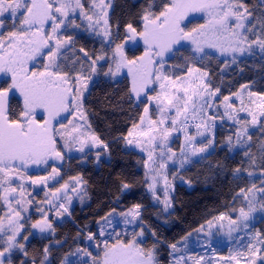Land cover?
I'll return each mask as SVG.
<instances>
[{
    "label": "snow or ice",
    "instance_id": "obj_1",
    "mask_svg": "<svg viewBox=\"0 0 264 264\" xmlns=\"http://www.w3.org/2000/svg\"><path fill=\"white\" fill-rule=\"evenodd\" d=\"M96 7L101 11L94 14L103 18V25L98 18L95 24L90 23L89 27L93 28L97 35L102 36V43L107 40V46L111 47L114 41L111 39L112 33L107 20V12L102 10L108 5L104 4V0H99ZM77 9L81 11L86 20L89 22L93 20V16L84 11L81 0H51V2L50 0H40L39 4L37 0H0V28L5 26V13H8L7 18L13 21V28L17 27L16 21L19 22V29L8 33L7 48L4 47V38L0 37V49H4L3 54L0 55V72L12 74L10 88L0 90V201L7 206V222L5 223V220L0 218V264H12V256L15 250L27 256L25 245L22 242L27 240V235H21V231L24 230V223H21L24 217L21 216V212L26 211L21 202L24 193L12 186L14 183L12 177L15 175L23 179L20 169L29 164L47 163L50 158L62 160V153L56 148V135H60L65 140V146H68L70 142L80 143V150L83 151V142L72 135L78 131L76 125L68 129L61 123L59 128L62 131L53 127V121H56L62 112H69L70 114L74 112L79 114L81 119H85L80 111L83 107L82 89H87V81L91 74L96 73L98 61L106 58L103 51L94 59L89 57L90 69L87 76L82 74L70 75V70H64L56 63L61 45L72 42L71 36L58 35V30L61 26L65 28L68 26L79 27L74 20L69 18V13L74 14ZM200 10L208 12L210 35L194 29L193 31L197 33L194 36L192 32H186L181 27V21L188 11ZM250 16L251 12L248 8L237 0H172V3L165 6L159 15L149 13L143 16L145 23L142 32L137 33V29L131 23L127 24L128 32L131 33L129 39L139 35L143 38L145 45L148 46V50L145 52V57H148L147 65L143 66L144 71L140 74L139 87L134 82L132 91L139 96L140 92L144 91L149 84L156 83L161 90L155 97L150 98L156 101L160 113L159 118L152 119L149 117L147 107L144 108V115L140 118V125H145V118L148 120L147 125L139 133L145 138V145H147L145 150L148 151L147 161L156 164V161L153 160L156 148L161 149V159H164L165 153L171 151L165 147L168 137L177 128L183 130L185 139L189 141V151L192 155L206 152L207 148L212 145L211 137L202 141V146L199 148H195L192 142L195 141L197 135H203L200 129L211 130L208 122L214 121L215 116H208L207 109L213 107L210 100L220 92V88L216 87L214 91H210L211 81L203 82V77L208 76L207 72L201 73L199 83L189 81L181 76L173 77L165 68V53L170 52L173 45L179 44L182 40H188L191 41L194 53H203L207 56L209 53L205 52V45L210 48L219 47L222 54H232L233 62L236 60L235 54L237 53L241 55L246 52L252 54L254 49H258L260 53L264 54V32L254 35V38L249 40L248 34L252 31L253 25L248 24L246 26V21ZM49 21L52 22L49 25L51 31L46 34L44 29ZM65 21L68 22L67 25H65ZM98 25L99 28H97ZM116 35L118 37L119 33L117 32ZM220 37L226 39V46L211 42L212 39ZM50 41H54V43L50 44ZM123 47V44L115 45L113 51L114 68L108 67L107 72H102L103 75L114 76L121 71L122 67L136 63L124 55ZM43 49H47V52L44 53ZM81 51L84 50L81 49ZM40 55H46L49 63L43 66V71L30 72L28 62L35 60ZM85 55L87 56V53ZM143 59L142 57L141 60ZM103 67L104 65H101V69ZM200 72L201 70L195 67L187 69L189 77L193 73ZM248 87V85H242L241 90ZM12 89H18L24 98L23 110L19 113V119H9L8 92ZM234 95L241 99V107L237 108L234 104L227 103L231 97L224 96L223 100L226 102L224 115L239 125L235 140L237 145L244 148L245 144L252 140L251 135L247 134L248 125L260 123L258 116L264 117V95L249 91L248 106L243 105L240 92L234 93ZM252 97H258L260 102L257 104L256 100L251 99ZM252 105H256V108H253ZM37 109H43L47 113L48 119L43 124L35 119ZM238 112H246L251 119L240 118L237 115ZM197 114H200L201 117L200 123L194 125L197 131L194 135H189L188 121L190 118L195 120ZM69 123L72 122L69 121ZM260 126L264 128V123H261ZM137 127L139 126H133L134 129ZM132 135L133 132H129V136ZM232 141L233 137H228V143L231 144ZM128 143L131 144L132 141L129 140ZM250 147L251 145L248 144V148ZM248 148H245V155L249 163L255 165V158L248 152ZM260 153V167L264 169V146L261 147ZM171 158V156H167V159ZM188 158V155L182 150L181 166ZM165 166L164 163H159L156 168L162 169ZM152 171L154 173L153 183L149 184L150 188H154L156 183V169H152ZM245 171L247 170L245 169ZM52 173L55 177L59 175V170L53 167ZM235 173H241V169H235ZM247 174L252 176V172ZM44 179L46 178H40L33 183H43ZM261 179L264 180V175L261 176ZM62 187L67 189L68 184L66 183ZM124 187L128 188L129 185L125 184ZM20 188L22 189V185ZM56 191L60 192L61 189ZM72 191H76V188L73 187ZM257 192L261 194L260 201H257ZM52 195L55 196V193ZM238 198L245 204L239 209H233L237 213L235 218L231 215L227 217L229 234L233 231H246L250 227V221L254 219L253 213L264 212V186L256 188V185L253 184L250 188H241ZM29 203L31 202L29 201ZM47 204L51 205L52 208H63L64 212L68 211L63 203L53 204L51 199L47 201ZM140 208L141 205L136 204L128 212L120 214L124 216V224L140 228L139 233L134 234L133 239L128 243L117 241L109 245L107 240L101 241L104 247L103 259L96 260L93 258L91 264H157L154 249L142 248L137 243L136 236L142 237L144 235L143 227L135 224L140 216ZM38 210L42 214L41 219L32 223L30 227L38 229L41 233L53 230L47 213L44 212L43 208L38 207ZM55 215L60 216L61 212L56 211ZM216 219L224 220L225 216L221 215ZM207 223L211 227L212 221L209 220ZM253 235L260 236V233ZM99 236H104V232L101 231ZM87 239L92 241L98 237L89 233ZM170 247L174 252L180 251L176 244H172ZM259 251L252 246L253 257L259 255ZM43 252L45 260H47L49 249L45 247ZM77 252L83 256L91 257L92 255L83 249H77ZM238 254L243 255L242 253ZM183 259L184 257L180 256L174 261V264H181ZM260 259L264 261V256H260ZM62 264H70L67 256L64 257ZM84 264H89V262L84 261ZM252 264H255L254 260Z\"/></svg>",
    "mask_w": 264,
    "mask_h": 264
},
{
    "label": "trees",
    "instance_id": "obj_2",
    "mask_svg": "<svg viewBox=\"0 0 264 264\" xmlns=\"http://www.w3.org/2000/svg\"><path fill=\"white\" fill-rule=\"evenodd\" d=\"M170 1L114 0L111 12L114 39H125L129 23L137 32H141L145 9L152 6L153 12L158 13ZM237 1L246 4L259 25L260 32H264V1ZM82 39L86 40V48L90 44L94 47L98 45L94 38L85 35L79 36L76 44L81 45ZM141 40L142 37L138 42ZM141 51L142 47L139 45L131 55H137ZM167 64L168 72L173 77L183 76L187 74V69L193 67L207 72L211 89L220 88L219 100L236 93L242 85H249L252 92L264 95V54L259 51L226 67V61L215 55L197 58L188 48L181 47L172 53ZM128 71L125 70L115 81L108 75L102 77L92 86L85 100L91 129L100 143L107 145L109 159H103L100 166H95L93 157L88 164H83L82 156H70L64 164V176L80 175L85 180L89 203L83 207L76 204L64 222L55 224L54 235L35 236L29 240L27 256L14 255V264H62L64 257L73 255L75 250H90L86 237L93 233L100 238L97 235L100 219L106 214L114 210L122 212L136 204L141 205L140 220L147 233L144 247L156 249L160 264H170L172 244L217 215L236 207L241 188L247 189L253 184L256 188L262 185L264 169L260 167V156H257L260 143L264 145V128L260 126L264 123V117L259 126L249 133L252 140L248 151L255 158V165L249 163L245 148L233 150L221 145L226 133L234 135L236 132L233 125L224 122L218 125L215 148L178 172L190 186L185 183L175 184L172 209L167 213L163 207L154 205L148 193L149 182L142 168L145 158L138 151L125 146V137L139 123L146 104L145 97L137 100L133 96ZM8 108L9 118L19 119L22 103L18 97L9 98ZM177 145L178 140L175 147ZM237 168L241 169V173H235ZM248 172H252V176H248ZM125 184L129 185L127 191H124ZM157 214L166 222L159 220ZM250 231L260 233L259 239L264 240V217ZM45 247L49 249L47 260L43 252ZM227 252L224 251L226 254ZM262 252L264 254V247ZM80 262L79 259L74 264ZM257 264H264V261L260 260Z\"/></svg>",
    "mask_w": 264,
    "mask_h": 264
},
{
    "label": "rangeland",
    "instance_id": "obj_3",
    "mask_svg": "<svg viewBox=\"0 0 264 264\" xmlns=\"http://www.w3.org/2000/svg\"><path fill=\"white\" fill-rule=\"evenodd\" d=\"M260 1H264V0H260ZM237 2L243 3L246 6V4L243 1H237ZM37 3L39 4L40 0H37ZM81 3H83L84 5V11L87 12L88 15L93 16V20L91 22L86 20L84 16L81 14V11L79 9H77L74 14L69 13V18L74 20L75 24L79 25V27L68 26L67 28H65L64 26H61V28L58 30V35L71 36L72 42L69 44L61 45L56 63L59 64L62 69L70 70V75L82 74L87 76L89 74V69H90L89 57L94 59L96 58V56L100 55L101 52L103 51L106 58L105 60L98 61L96 65L97 68L96 73L91 74L90 78L87 81V89L86 90L82 89L83 107L80 111L83 113L85 119H81V116L74 112L71 114L69 112H62L57 117V120L53 121V127L56 128L58 131H62V129L59 128V125L61 123L64 124L68 129H71L73 125H76L78 131L72 133V135L78 137L79 140L83 142V151L80 150L81 148L80 143L70 142L68 146H65V140L60 135H56L55 136L56 148L58 151L62 153L63 156L62 160L50 158L47 161V163L29 164L25 168L20 169L21 173L23 174V179H20L18 176L15 175L12 177L14 181L12 186L17 187L18 191L22 190L24 193V195L21 197V202L23 207L26 208V211L21 212V216L24 217V220H21V223H24V230L21 231V235H27V240L22 241L25 245V250L27 248L29 240H31L33 237L35 236L48 237L54 235L55 224L64 222L68 218L69 212H71V210L74 208L76 204H79L80 206L83 207L87 205L90 201L88 187L82 176L80 175L64 176L63 168L66 158L70 156H82V163L88 164L90 162V158L93 157V164L95 166H100V163L103 159L105 160L109 159V153L107 148L100 143L98 137L94 134V132L91 129L89 122V115L85 108V100L92 86L102 77L106 76L103 75L102 72H107L108 67L114 68L113 51L115 49V45L123 44L124 55L129 60L135 61L136 63L133 65H127L125 67H122L121 71L114 76L113 75H108V76L110 77L111 80L115 81L121 77V74L125 70L127 71V69L128 70L131 69L128 71L131 91L133 89L134 82L136 86L139 87L140 74L143 73L144 71L143 66L147 65V61H148V57H145V52L148 50V46L145 45L143 40H141L140 43L138 42V40L140 39L139 35H137L135 38L129 39L131 33L127 32V36L125 37L124 40L117 41L114 39V32L111 23V12L114 7V0H104V4L108 5V7L102 9L103 11L107 12V20L109 22L110 31L112 33L111 39L114 41L111 47L107 46V40H105L104 43H102V36L97 35L94 29L89 27V24L90 23L95 24V21L98 18L101 21V25H103V18L94 14V13H99L101 11V9L96 7V4L99 3V0H81ZM171 3L172 0L167 6H169ZM149 13L153 15H159L160 12L154 13L153 7L150 6L145 9L143 16ZM7 17H8V13H5L4 14L5 26L3 28H0V37L4 38L5 40V45H4L5 48H7V44H8L7 41L8 33L19 29V22L16 21L17 27L13 28L12 26L13 21L9 20ZM209 21H210V17L207 11L204 10L188 11L185 18L181 21V27L184 28L186 32H192L194 36L197 34L196 32L193 31L194 29L201 30L210 35L211 29H210ZM51 23L52 22L49 21L48 24L45 25L44 32L46 34L50 33L51 31L49 27ZM144 23L145 21L143 20L142 17L141 32L144 29ZM67 24L68 22L65 21V25ZM248 24L253 25L252 31L248 34L249 40H251L254 38V35L261 33L259 30V25L254 21V16L252 13L251 16L248 17L246 21V26ZM99 27L100 26L98 25L97 28ZM82 35L94 38L98 42L97 47H94V45L91 44L88 45L87 48L84 47V45L87 44L85 39H82L80 41L81 45H77L76 39ZM211 42L216 43L217 45H224V46H226L227 44V41L224 37H220L218 39H212ZM49 43L52 44L54 43V41H50ZM139 45L142 47V51L137 55H131V53ZM181 47L188 48L197 58H201L205 56L203 53L193 52L192 50L193 46L191 45V41L182 40L179 44L173 45L172 50L170 52L165 53V57H164L165 68L167 70H168V64H167L168 58L172 55V53L176 49ZM81 49H83L84 51H81ZM42 51L46 53L47 49H43ZM255 51H259V50L254 49L253 52ZM3 52L4 49H0V55H2ZM205 52L225 60L226 67H230L238 60L251 55L247 52L244 53L243 55L237 53L235 54L236 60L235 62H233L232 54L231 53L222 54L219 51V47L210 48L207 45H205ZM85 53H87V56L85 55ZM142 57L144 58L143 60H141ZM48 63L49 60L47 59L46 55L37 56L35 60L28 62V70L30 72L43 71L44 70L43 66L47 65ZM101 65H104L103 69H101ZM203 72L204 71L201 70L200 73H193V75L190 77L188 76V74H185L181 77L186 78L189 81H195L199 83L201 79V73ZM203 82L208 83V76L203 77ZM11 84H12V74L9 72H0V90L10 88ZM160 91L161 90L159 88L158 83L149 84L144 89V91L140 92L139 96H137L136 93L132 91L133 96L137 100L145 97L146 104L144 108L145 107L148 108V116L151 117L152 119H158L160 113L158 111L156 101L150 98L155 97ZM210 91H214V90L210 89ZM249 91L252 92L250 90V86L247 89L241 90L240 88L237 91L240 92V96L243 98L244 106L249 105V96H248ZM11 96H16L20 99L23 110L24 98L20 93V91L18 89L10 90L8 92V101ZM228 96L231 97V99L227 103L234 104L237 108L241 107L240 98H238L234 94ZM251 99L256 100L257 104L260 102L258 97H252ZM210 103L213 104V107L207 109V115L215 116L214 121L208 122L211 126V130L208 131L203 128L200 129L203 135H197L195 141L192 142L195 148H199L202 146L201 144L202 141H206L208 137H211L212 145L207 148L206 152L192 155L191 152L189 151V141L185 139L183 130L177 128V130L173 131L171 135L168 137V141L165 147L171 149V151L165 153L164 159H161V155H160L161 149L156 148L153 154V160L156 161V164H153L151 161H147L148 151L145 150V148L147 147V145H145V138L139 135L141 129L148 123L147 118H145V125H140V121H139V123L136 124L139 127L135 129L132 128L130 131L133 132V135L129 136L128 134L125 137V146L129 149L138 151L140 154L144 156L145 161L143 163L142 168L146 174L149 184L153 183L152 177L154 173L152 169H156L155 172L156 183L154 185V188H150L148 185V193L151 196V200L153 204L156 206L163 207L164 209H166L167 213L172 209V195L174 192L175 184L185 183L188 186H190V183L186 181L184 178H182L178 172H180L183 168L189 166L192 162L201 159L210 150L215 148L218 140L217 128L219 124L225 122L230 126L233 125L234 130L236 131L234 135H232L231 133H226L223 140L221 141V145L228 146L233 150L242 149L239 145L236 144V140H235L236 133L239 130V125H237L234 121L229 120L228 117L224 115L226 102L223 100V98L219 100V95L217 93L210 100ZM252 107L256 108V105H252ZM257 111H259V109H257ZM143 115H144V111L142 116ZM237 115L242 119H247V120L251 119V117H249L246 112H238ZM200 118H201L200 114H197V118L195 120H192L191 118L189 119L188 121L189 135H194L196 133L197 130L195 129L194 125L200 123ZM262 118L263 117L258 116L259 121H261ZM35 119L41 124H43V122L48 119L47 113L43 109H37L35 113ZM69 121H71L72 123L70 124ZM258 126L259 123L249 124L247 134L249 135V133L255 130ZM230 136L233 137V141L231 144L228 143V137ZM129 140L132 141L131 144L128 143ZM177 140H178V145L177 147H175ZM248 144H251V141L247 142L244 148H248ZM262 146L264 145L260 143L259 153ZM249 149L250 148H248V150ZM182 150L189 157L188 160L183 164V166H181L180 164V159L182 157ZM259 153L257 157L260 156ZM167 156H171L172 158L167 159ZM159 163H164L166 166L162 169H157L156 165ZM53 167L59 170V175H56L55 177H53V173H52ZM165 177L167 178L166 181H165ZM40 178H46V179H44L43 183L41 182L33 183V181H38ZM74 178H78V179L74 180ZM66 183L68 184V188L64 189L62 186ZM21 185H22V189L20 188ZM261 186H264V180ZM73 187L76 188V191H72ZM57 189H61V191L57 192L56 191ZM127 190H129V187L128 188L124 187V191ZM53 193H55V196L52 195ZM256 196H257V201H260L261 194L257 192ZM50 199L53 201V204L63 203L64 207L67 208L68 211L64 212L63 208H52L51 205L47 204V201ZM29 201L31 203H29ZM244 204L245 202L239 199L236 207H232L229 210L211 219L212 221L211 227H209L208 223L206 222L205 224L202 225L203 228L201 226L195 229L194 231L186 235L184 238H182L179 242H177L176 245L180 249V251L174 252L172 248L170 249V252L172 254V259L170 264H174V261L178 259L180 256L184 257V259L181 261V264H252L253 260L255 261V264H257L261 260L260 256H264L262 252V249L264 247V240H260L258 236H254L253 235L254 233H251L250 230L264 217V212L257 211L253 213L254 219L250 221V227L246 231H233L231 232V234H229L228 232L227 217L231 215L233 218H235L237 213L234 212L233 209H239L240 207L244 206ZM38 207L43 208L44 212L47 213L48 220L53 225V230H49L41 233L38 229H33L30 227L32 223H35L37 220L41 219L42 214L38 210ZM6 211H7V206L4 205L2 201H0V218H3L5 220V223L7 222ZM56 211H60L61 215L56 216L55 215ZM128 211L129 209L122 212L114 210L106 214L102 219H100V224H99L100 229L97 235H99V233L103 231L104 236H100L99 239H94L92 241L88 240L86 237V241L91 250L90 251L86 249V251L92 254L91 257L83 256L80 252H77V250H75L73 255L67 256L70 264L71 262H76L79 259L81 260L79 264H84V261H88L89 264H91L93 258H95L96 260H102L104 256V247L101 241L107 240V243L109 245L114 244L117 241L123 243L130 242L133 239L134 234L139 233L140 228H137L134 225L124 224L123 222L124 216L120 214L126 213ZM110 213L111 215H109ZM221 215L225 216L224 220L216 219ZM157 217L159 220L166 222L165 219L159 217V214H157ZM140 218H141V209H140V216L136 220L135 224H139L143 227L144 235L142 237L137 235L136 239H137V243L140 244V247L145 248L144 241L147 237V233L145 226L141 222ZM140 241H143V243H140ZM252 246L260 250L259 255L253 257ZM150 249H154V248H150ZM224 251H228L227 254L224 253ZM238 253H242L243 255H239ZM14 255L25 256L22 252L15 250L12 256V264H14V260H13ZM154 257L157 264H160L156 249H154Z\"/></svg>",
    "mask_w": 264,
    "mask_h": 264
}]
</instances>
